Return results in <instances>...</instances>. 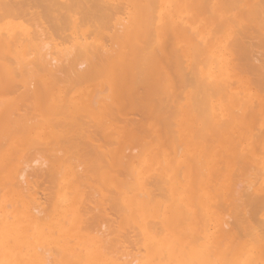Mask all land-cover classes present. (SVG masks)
Wrapping results in <instances>:
<instances>
[{
  "label": "bare ground",
  "instance_id": "1",
  "mask_svg": "<svg viewBox=\"0 0 264 264\" xmlns=\"http://www.w3.org/2000/svg\"><path fill=\"white\" fill-rule=\"evenodd\" d=\"M154 1L155 0H145L143 4H140L138 0H124L125 4H123V8L127 11L124 13L125 16L120 18L118 16L122 15L120 14L122 13L120 11L123 10L121 9L122 5L116 4V1L113 3L110 0H0L1 23L5 21L6 24H11L9 26L11 28L13 23L8 19H20L26 21L28 25L30 24L29 26L32 28V31L30 30L32 33L28 34L27 38H24L25 36L22 38V40L24 39V43H22L24 45H20V47L17 46V50L12 49L15 47L14 40L16 36L11 40L8 39V37H5L4 40H0V55L5 56L2 52H8L11 57H13V60L10 59V57H6L9 55L0 57V108L1 106H5V109L0 112L1 137L2 135L7 136L8 134L14 139H26L27 141L25 144L28 145H33L35 141L36 144L37 142L40 145L44 144V147L51 144L61 145L60 148L62 152L69 153V156L72 155V159L69 158V160L71 159L73 161L74 156V161H76V164H79V169H82V171L79 172L80 174L77 173L79 174L78 176L70 169L71 166L68 168L66 161H63L67 156H62V161L67 165L66 167L68 168L69 175H71V171L74 174L71 177L73 178V188L77 190L76 196L78 203H81V201L87 198V195L84 196L86 192V190L84 192L86 188L84 186L87 185L91 190L93 200L95 195H99L100 197L98 198L102 197L101 200L108 201L107 203L110 205L113 212L119 215V223L113 228L110 226L115 233L118 230L121 231V229H125L126 231L127 226L132 227L133 225H140V232L138 231L140 235L128 241L133 246L143 247L142 256L139 257L140 254H138V257H135L137 260L135 258L129 261L124 259L126 261L124 262L122 260L123 262L121 263L119 261L120 257H117V255L115 256L114 252H107L104 254L103 252L105 250L103 251L102 249L104 248L102 247L103 244L101 245L99 243L100 241L91 237L90 240L95 245L92 246L93 248L85 260H76L77 264H264V0H259V4L256 5L254 3L255 6H253L252 9L250 8V14L252 13L255 15L256 22L254 23L255 18L254 20L251 18L252 21L251 19L249 20L251 21V26L249 25L250 22H247L248 18L246 20L243 19V27L241 26V30L239 29L240 31L235 33L237 35L233 36V38L235 37L234 39L231 38L232 50H230L235 55L233 60L228 58L226 53L222 50L223 48H220L217 56H214L207 50H200L199 54H195L204 57L201 56L202 59L200 60L195 58L193 69L191 72L189 71V74L180 71L182 68L175 70V65L171 62V55L169 56V52L166 49L168 46L167 44H169L166 42L169 35L167 36L168 38L165 44L154 31L149 29V26L144 24L140 17V10L145 9L146 11L148 10V19H153L150 18L149 9L155 6V4H153ZM205 1L202 2L204 3ZM231 2L228 1V3ZM228 3H226V5ZM205 4H207V1ZM205 4H203L204 7L209 8V6H207L208 4L206 6ZM233 4H231V7L227 8L231 10ZM250 4L252 6L253 3ZM235 6L237 7V4ZM204 7L202 9H205ZM208 8H206L205 11ZM227 8L226 10H228ZM241 8L244 7L242 6ZM251 10L253 12H251ZM209 13L210 12H208V15ZM164 17L163 20L165 19ZM229 18L230 17H228V20ZM113 20H116L115 27L113 26L109 30V27L104 26H109L108 24H110L111 27ZM150 20L148 21L150 22ZM231 21H233L232 23L235 26L236 24H234V22L238 20H231L230 18L229 22ZM149 22L147 24H149ZM216 22L218 23V21ZM161 23L162 25H166L165 20ZM245 23H248V25L245 26ZM218 24H220V22ZM85 26H87L86 30L83 29ZM214 27L216 26L214 25ZM105 28L109 31L103 33L102 29ZM237 29L234 31H237ZM220 30L225 33V26ZM215 31L217 32L219 30L215 29ZM14 34L17 35L15 32ZM195 34L197 33L195 32ZM0 35L2 36V32ZM19 35L20 32L18 33V36ZM228 39H230V36ZM228 42L229 41L225 44L228 45ZM15 43L17 44L16 41ZM192 43L199 47L200 41L197 42L198 44L196 42ZM169 45L171 46V44ZM230 46L227 47L230 48ZM201 48L204 50L202 46ZM255 48H257V50ZM193 49L195 50L197 47ZM176 51L177 50H175V52ZM229 52L227 53L228 55ZM11 60L12 63L16 66L19 65V67L17 68L14 64L12 65ZM180 61H178V66H180ZM75 62L76 66L73 65ZM9 63H11L12 67ZM51 63L54 65H51ZM70 64H72V68ZM204 64H214L213 67L218 68L217 71H219V73H207V71L201 70L203 66H200ZM9 66L10 70L8 74L13 75L11 78L7 77L4 72V69ZM181 67H183L182 64ZM206 67L210 70L209 66ZM74 68H76V71ZM234 68L238 71L234 75H228L226 73V71ZM73 70L75 71V73L73 72L74 74L72 73ZM69 72L73 74L72 77ZM96 75L103 80L99 85L105 92V97L100 96L104 98L103 101H99L95 96H92L88 101L83 100L82 95H71V97H69L67 96L69 93L67 91L69 86L67 88L64 86L66 88L65 90H61L58 86L60 83L62 85V82L65 83V85L69 84L65 82L66 79L69 80L70 83L74 80L79 83L81 81H86V79L91 80ZM16 76H20L22 81L25 80L23 82L24 84L19 86L20 90L10 83ZM210 76H213L214 79L208 81ZM72 78H74V80L71 81ZM226 78H230V84H236V87L229 88V84L224 81ZM172 79H175L177 84L183 87L189 86L191 88L189 108L186 109V111L181 110L178 103L179 101L177 102L172 99L173 93L169 87ZM88 81L86 82L88 83ZM92 81L94 85L96 79ZM71 85L74 86L75 82ZM93 85L91 86L93 87ZM24 87L25 89L21 90V88ZM89 88L87 87V89ZM176 88L175 85V89ZM241 91L243 94L240 97L236 96ZM9 93H14L12 99L8 97ZM218 95L222 97V100H219V102H222L223 108L221 103H218L217 107V104L215 105L213 102V98ZM256 95H261L263 97L260 96L256 111H252V114H250V99ZM185 98L187 97L185 96ZM253 102L251 103L253 104L252 109L256 106H254ZM217 111H219V113L216 115ZM220 113L226 115L227 119H219ZM129 115L135 116L131 119ZM174 120L178 121L179 126L182 127L183 134L177 135L178 138L172 134L174 132H172V129L167 130ZM152 121L157 123L152 125ZM158 124L163 128L162 132H160ZM259 124L262 125L260 131H255L256 133H252V136L246 134L251 132L253 128L255 129ZM194 134H196V136L198 135L197 138ZM32 136L36 138H31ZM145 137L147 139L150 137L149 141H145L146 146H144L145 144L143 143L144 145H140L141 147L139 148L141 149V154L148 152L144 156V160L138 155L139 157L136 156L138 158L136 161L134 159L135 156L132 157L131 155L130 158L128 157L129 159L124 165L125 167H123L121 163L125 162L127 156L126 154L123 155L125 152L122 148L123 144L125 142L133 143ZM191 137H193V140L196 139L193 141ZM38 138L40 139L38 140ZM152 138L154 139L151 140ZM177 139L186 146L187 151L184 155L183 162L177 169V176H182L180 178L182 185L180 188L171 185L166 190H163L159 183L163 182L162 185H164L163 172H166L172 164H167L166 162H169V159L166 157L164 158L162 154H158L160 151L163 153L164 146L170 144L175 143L176 149L181 144L176 145L177 143L175 140ZM52 141H56L57 143H53ZM3 143L1 142V144ZM126 144L127 143H125V145ZM131 144L129 143L128 145L131 146ZM238 144H242V153L241 155L238 153L240 157L235 155L231 156V153L236 150ZM133 147L135 148V146ZM41 148L39 146V149ZM39 149H37V151H39L40 154H38L36 150L32 152H34V157L42 159L41 156L38 157L37 155L43 156L46 152L44 149ZM129 149L127 148L126 151H129ZM29 150L30 149L26 150L29 154L26 152L24 153L30 155L29 161L31 158L35 161L36 158L30 154L31 151L29 152ZM43 150L44 152L41 154ZM175 151L176 154L177 149ZM59 153L61 154V152ZM222 154L226 156L225 160L223 158L218 159ZM27 155L22 156L24 162L22 158V162H19L25 164L27 162L25 156ZM57 155L58 157L61 156L58 153ZM197 155L200 157L198 161L196 159ZM12 157L11 159H13ZM55 159L57 158L55 157ZM55 159L52 162L56 163ZM42 160L41 162L43 163L44 161ZM71 160L69 162H71ZM34 161H31L34 166L39 165V160H36L38 164ZM31 162L29 163L31 164ZM52 162H49V164H52ZM129 162H131V164ZM29 163H26L27 165L23 167L21 166L22 168L16 171L11 177L13 182L12 185L17 184L16 186L19 187V189L24 186L28 187L27 191L24 190L26 189L24 187L20 192L34 190L32 196L27 194L30 198L25 196L26 192L24 196L28 198V201L31 200L30 203L33 206L30 205L33 211L38 214L41 212L40 216L43 214L42 217H45L47 215L45 214L44 216V213H42L43 211H41L44 210L42 208L44 205H40L41 203L38 202V199L42 196H39L42 191L46 190L44 193L47 192V189L50 191L47 186L49 185L47 181L49 182L50 180V178H48L50 173L45 171V173L48 172V174L46 173L43 178L41 177L42 180L39 178V174L42 170H38L37 172V167L35 168L33 166L32 168ZM49 164L48 166L43 164V167L49 168V170L55 174L54 170L57 165H54V169V167ZM73 164L72 167L74 166ZM126 164L130 166L127 167ZM49 166H51V169ZM122 167L126 180H114V174L119 177L122 174ZM30 168L33 169V171H31L34 172L33 174L36 173V176L38 173L39 177L37 176L36 178L43 183L45 181L46 183L44 184H47L45 185L46 188L43 184L44 188L42 187V189L44 190L37 189L42 183L38 181V184L41 183L37 185L35 189L37 191L41 190L40 193L32 186L34 182V186H36L37 183L36 179H34L35 175L31 179L30 176L32 174L28 173L30 175H27L26 173V171H30ZM61 170H64V168ZM154 171H156L154 173L155 178L153 173L149 176H153L155 179L153 181L155 186L159 184L156 188L159 189L160 194L165 191L170 201V204H168L166 208L162 206L161 208H155L153 211V213L158 215L155 218L159 217L157 222L161 226V229L165 231V234L162 236L158 235L160 231H155L157 235L154 236L160 237L158 239L152 238L153 235L149 236L152 226L150 225V229L147 225L148 220L147 223H145L147 226H144L143 221L144 218L147 219L150 215L152 216L147 207L151 200L148 201V199H146L147 201L145 202L143 199L140 200L129 192L132 190H136V192L142 191V188L144 189V183H146L145 181L150 178L147 175ZM42 173L45 174L44 172ZM51 175L50 177H52ZM53 176L55 177L56 175ZM122 177L124 176L122 175L121 178ZM232 178L235 180L241 178L242 180L236 182H246L247 186L240 183V185L242 184L243 186L242 189L239 183L236 184L233 181V183L237 185V189L235 187L233 189ZM31 181L34 182L32 183ZM30 183H32V190L29 189ZM69 183H66L68 187H70ZM111 185H113V188L107 189V187ZM53 186L54 185H52V187ZM149 186L150 184L148 187ZM52 187L50 185L51 189H53ZM152 189H150V191L148 189V191L151 192ZM68 192H70V190ZM36 195H38L39 198ZM45 195L47 196L48 194ZM50 195H53V193ZM138 196H140V194ZM157 197H159V195ZM45 198L46 199L42 198L45 200H42V203L43 201L44 203L46 202L47 197ZM88 199L89 198L85 201L90 202L91 200L89 201ZM96 201H98V199ZM56 202H59L58 198L54 199L53 208L55 211H58L56 210V207L58 208ZM84 202L81 204L85 205ZM98 203L100 204V202ZM81 204L79 205L80 207L82 206ZM90 204L91 207L93 204L92 202H90ZM106 205L107 204H104L103 206L105 210L107 208L105 207ZM6 206H8V204ZM86 206L87 205H85L84 208ZM88 206L86 207L87 210ZM94 206L95 204L93 207ZM80 207L79 209H81ZM50 209L51 207L49 210ZM77 209L73 205L58 211L60 213L58 218L59 223L62 225L61 228L64 226L66 220L67 222L70 220L69 223L71 224L70 227L63 230V235L71 236L72 239L80 241L82 238L78 228L80 227L82 229V227L86 225L87 227L89 226L88 229L94 228L96 232L100 233V229H102L100 226L102 224L97 226V224L94 223L96 227H94V224L93 227H90L88 218L80 214L78 211L79 209ZM86 209L82 211L84 212ZM109 211L110 210H108V212ZM19 212L20 215H23V218L33 221L30 210L26 206H23ZM109 214L112 215V213ZM102 216L108 217L109 215L105 214ZM114 216L113 220H115ZM42 217L38 215V218L42 219ZM82 217H84L83 220ZM85 218L89 222L83 225V223H85ZM96 218L97 217H95V219ZM104 219L102 220L103 223ZM93 220L94 218L92 221ZM97 220L101 221V219ZM110 220H112V216ZM40 221L43 220L39 219V222ZM152 221L156 222V220ZM106 224L104 223V228ZM177 225H184V229H188L186 231H189V234H184ZM227 226L228 228H226ZM98 227H100V229ZM37 228L35 227V229ZM135 228L136 227H134V229ZM106 229H104V231ZM109 229L107 230V234L113 231L112 229L109 231ZM38 230L39 229H37V231ZM82 231H85L84 228ZM128 232H130V230ZM132 234L135 233L132 232ZM11 235L18 236V232L16 233L15 228L12 226V221L0 226V251L4 254L8 253L6 248L8 237ZM102 235H104V233ZM201 236L204 241L201 247L197 249L196 247L200 246L197 245L198 241L200 239L202 241ZM100 237L98 238L100 239ZM125 237L126 236H124V238ZM63 238L65 239V237ZM119 240H116V243ZM47 241L49 243L47 247L50 248L41 247V245L38 247L36 245L37 250L39 248V251L41 250L42 253L43 250L45 251L44 254H34L25 264H44L48 262H43L42 259L43 256H47L50 249L53 251V255L78 256V251L74 246L59 245L57 244L59 243L57 239L51 236H48ZM123 241L125 242L126 239ZM114 242L115 241H113V244ZM101 243H103V241ZM44 244L43 242L42 245ZM114 246L116 247V244ZM100 247L103 252H101ZM108 247L109 249L113 248V246ZM135 248L138 250L137 247ZM123 250L125 251L124 248ZM46 251L48 252L46 253ZM129 252H126V254H130ZM50 253L51 252H49L47 256H50L49 258H51ZM133 253L132 255H134ZM135 253L137 254L136 250ZM123 255L124 254H122V256ZM118 256H120L119 253ZM47 257L45 260H49ZM124 257L126 258V255ZM53 258L54 256L51 261ZM57 261L56 259L55 264ZM14 263L21 264L22 262L13 261V264Z\"/></svg>",
  "mask_w": 264,
  "mask_h": 264
},
{
  "label": "rangeland",
  "instance_id": "2",
  "mask_svg": "<svg viewBox=\"0 0 264 264\" xmlns=\"http://www.w3.org/2000/svg\"><path fill=\"white\" fill-rule=\"evenodd\" d=\"M111 2H115L116 4H119V5H122V8L121 9H123V10H121L120 12H122V13H120V14H122V15H119L118 17H124L125 16V14L124 13H126V9H124L123 8V4H125L124 3V0H110ZM139 2H140V4H143L144 2H145V0H138ZM164 1V2H163ZM202 1H205V0H155L154 2H153V4H155V6H153L152 8H150L149 9V15H151L150 16V18L152 19V20H150V19H148V10L146 11L145 9L143 10V9H141L140 10V17H141V19H142V21L144 22V24L146 25V26H149V29L150 30H152V31H154V33L155 34H157L158 35V37H160L164 42L167 40V38H168V40L166 41L167 43H169V44H171V46L169 45V44H167L166 46V49H167V51L169 52V56L171 57V62H172V64L173 65H175V70L176 69H180V68H182V69H180V71H182L183 73H185V72H187V74H189V71L191 72L192 71V69H193V66H194V61H195V58H198V60H200V59H202V57H204V56H198V55H196L195 53H197V54H199V51L201 50V51H205V50H207L208 52H210V53H212L214 56L216 55L217 56V54H218V52H219V50H220V48L224 51V53H226V55L228 56V58H230V59H234L235 58V55L233 54V52L231 51L232 49V43L230 42V41H232V39H234L233 38V36H236L237 34H235V33H237V32H239L241 29V26L243 25V23L242 22H244V20H246L247 18V22H250L249 23V25H251V21H252V19L251 18H253V20H254V18H255V15L254 14H250V8L252 9L253 8V6H255V4L257 5V4H259L260 3V1L259 0H206L207 1V4H205V2L203 3ZM218 1V2H217ZM225 1V2H224ZM228 1L229 2H231V3H228ZM258 1H259V3H258ZM193 2V3H192ZM200 2H201V4H200ZM237 4V7L235 6L236 4ZM239 2V3H238ZM245 2V3H244ZM151 3V2H150ZM179 3V4H178ZM226 3H228L227 5H226ZM235 5H234V4ZM248 3V4H247ZM250 3H253L252 4V6H251V4ZM255 3V4H254ZM203 4H205V6L207 5V6H209V8L208 7H206V8H208L206 11H205V7H204V5ZM231 4H233L232 5V9L231 10H229L227 7H231ZM240 5V6H239ZM218 6H219V8H218ZM244 7V8H241V7ZM205 8V9H202V8ZM245 7H247V8H245ZM156 8V9H155ZM161 8V9H160ZM226 8L228 9V10H226ZM239 8V9H238ZM241 8V9H240ZM155 9V10H154ZM196 9V10H195ZM185 10H187V11H185ZM246 10V11H245ZM203 11V12H202ZM218 11V12H217ZM245 11V12H244ZM156 12V13H155ZM204 12H205V14H204ZM208 12H210L209 13V15H208ZM251 12H253L252 10H251ZM181 13V14H180ZM222 13V14H221ZM200 14V15H199ZM232 14V15H231ZM154 15V16H153ZM158 15V16H157ZM208 15V16H207ZM226 15V16H225ZM238 15V16H237ZM244 15V16H243ZM148 16V17H147ZM164 16H166V17H164ZM171 16V17H170ZM222 16V17H221ZM234 16V17H233ZM235 16H236V18H235ZM240 16V17H239ZM163 17L165 18L164 20H165V22H166V25H162V21H164L163 20ZM170 17V18H169ZM180 17V18H179ZM213 17H214V19H213ZM221 17V18H220ZM223 17H227V18H223ZM228 17H230L231 18V20H238L237 22H234V24H236L235 26L233 25V21H231V22H229V20H230V18H229V20H228ZM245 17V18H244ZM250 17V18H249ZM202 18V19H201ZM218 18H220V19H218ZM232 18H234V19H232ZM187 19V20H186ZM217 19V20H216ZM226 19V20H225ZM244 19V20H243ZM251 19V21H249ZM9 21H11L12 23H13V26H11V28L9 27L10 25L9 24H6V22L5 21H2V23L0 22V33L2 32V36L0 35V40H4L5 39V37H8V39H13L15 36V40H14V45H15V47L14 48H12V49H14V50H17V46L18 47H20V45L22 46V45H24V44H22V43H24V39L22 40V38H23V36H25L24 38H27V36H28V34H30V33H32L31 31H32V28H31V26H29L28 25V23L26 22V21H22V20H20V19H8ZM117 20V19H116ZM116 20H113V23L111 24V27H110V24H108L109 26H106V25H104L105 27H109L108 29L110 30L113 26L115 27V23H116ZM148 20H150V22L148 21ZM192 20V21H191ZM222 22H221V21ZM224 20H225V22H224ZM228 20V21H227ZM16 21V22H15ZM22 21V22H21ZM216 21H218V23L220 22V24H218ZM27 23V26H26V23ZM149 22V24H147ZM240 22H241V24H240ZM256 22V18H255V20H254V23ZM24 23V24H23ZM152 23V24H151ZM218 24V28H217V24ZM221 23H222V25H221ZM151 24V25H150ZM208 24V25H207ZM212 24V25H211ZM214 25L216 26V27H214ZM221 25V26H220ZM248 25V23H245V26H247ZM7 26V27H6ZM152 26V27H151ZM205 26V27H204ZM210 26V27H209ZM220 26V27H219ZM225 26V28H226V32L224 33V32H222L220 29L221 28H223ZM252 26V25H251ZM243 27V26H242ZM10 28V29H9ZM214 28V29H213ZM238 28V29H237ZM84 30H86L87 29V26H85L84 28H83ZM108 29H102V32L103 33H105V32H108L109 30ZM212 29V30H211ZM215 29L216 30H219V31H215ZM237 29V31H234V30H236ZM240 29V30H239ZM8 30V31H7ZM25 30V31H24ZM31 30V31H30ZM207 30V31H206ZM229 30V31H228ZM20 32V35L18 36V33ZM205 31V32H204ZM209 31V32H208ZM14 32L17 34V35H15L14 34ZM29 32V33H28ZM167 32H168V34H167ZM195 32L197 33V34H195ZM201 32V33H200ZM212 32V33H211ZM4 33V34H3ZM190 33H192V34H190ZM219 33V34H218ZM221 33V34H220ZM229 33V34H228ZM25 34V35H24ZM27 34V35H26ZM206 34V35H205ZM208 34H210V35H208ZM212 34H213V36H212ZM232 34H235V35H232ZM14 35V36H13ZM169 35V36H168ZM195 35V36H194ZM208 35V36H207ZM220 35V36H219ZM21 36V37H20ZM168 36V37H167ZM186 36V37H185ZM225 36H226V38H225ZM229 36H230V39H228L229 38ZM18 37V38H17ZM20 37V38H19ZM204 39H203V38ZM212 37V38H211ZM201 38V39H200ZM206 38V39H205ZM18 39H19V41H18ZM228 39V40H227ZM222 40V41H221ZM15 41L17 42V44L15 43ZM200 41V43H199V47L198 46H195V44L194 43H192V42H199ZM218 41V42H217ZM227 41H229L228 42V45L227 44H225V43H227ZM166 42H165V44H166ZM210 44H209V43ZM193 44V45H192ZM198 44V43H197ZM196 44V45H197ZM225 44V45H224ZM204 48V50H202V48H201V46ZM204 45V46H203ZM220 45V46H219ZM231 45V46H230ZM227 46H230V48L229 47H227ZM196 48L197 47V49H193V48ZM216 47V48H215ZM227 47V48H226ZM191 48V49H190ZM260 48H263V47H260ZM259 48V49H260ZM193 49V51L191 52V50ZM217 49V50H216ZM225 49V50H224ZM228 51H227V50ZM231 49V50H230ZM256 50H257V48H255ZM258 49V50H259ZM264 49V48H263ZM175 50H177L176 52H175ZM190 51V52H189ZM194 51H196V52H194ZM217 51V52H216ZM231 53H230V52ZM259 51H261V50H259ZM258 51V52H259ZM264 51V50H263ZM262 51V52H263ZM174 52V53H173ZM229 52V55L227 54ZM257 52V51H256ZM262 52H260V53H262ZM5 56L6 55H9V56H6V57H10V59H12L13 60V57H11V55L8 53V52H2ZM191 53H192V55H191ZM173 54V55H172ZM180 57H178L177 55ZM193 54H195V55H193ZM259 54V53H258ZM181 55V56H180ZM260 55V54H259ZM5 56H2V55H0V57H5ZM197 56V57H196ZM231 56V57H230ZM261 56V55H260ZM263 56H264V52H263ZM178 57V58H177ZM193 57V58H192ZM9 59V60H10ZM73 60H75L74 58H72ZM71 59V60H72ZM193 59V60H192ZM12 60H11V63H12ZM183 62H181V61ZM178 61H180L179 62V65L180 66H178ZM6 62V61H5ZM69 62V61H68ZM67 62V63H68ZM192 63V65H191V63ZM11 63H9L10 64V66L12 67V65L14 64V63H12V65H11ZM67 63H66V65H67ZM181 64H182V66L183 67H181ZM190 64V65H189ZM51 65H54L53 63H51ZM56 65H58V64H56ZM72 64H70V66H71ZM73 65H75L76 66V62L73 64ZM10 66L9 67H7V68H5L4 69V72L6 73V75H7V77H9V78H11V77H13V75H9L8 74V71L10 70ZM14 66L15 67H19V65L18 66H16L15 64H14ZM74 66V67H75ZM203 66V67H202ZM206 66H209L210 67V70H208V67H206ZM214 66V64H209V65H201L200 67H202L201 68V70H204V71H207V73L208 72H212V73H214V74H218L219 73V71H217V69L218 68H214L213 67ZM55 67H57V66H55ZM67 67H69V66H67ZM191 67V68H190ZM205 67V68H204ZM14 68V67H13ZM71 68H72V66H71ZM64 69H65V67H64ZM63 69V70H64ZM76 68H74V70H75ZM72 71V73L74 72L75 73V71ZM234 70V71H233ZM64 71H66V70H64ZM174 71V70H173ZM78 72V71H77ZM238 71L234 68V69H231V70H229V71H226V73L228 74V75H234L235 73H237ZM66 73V72H65ZM70 73V75H71V77L73 76V74H71V72H69ZM63 74V73H62ZM186 74V73H185ZM19 75V74H18ZM15 76V75H14ZM63 76V75H62ZM69 76V75H68ZM19 77V78H18ZM99 76L98 75H96V76H94L93 77V79H86V81H88V83L86 82V81H81V82H76L75 80H74V78H72L71 79V81L72 80H74L73 82H69V80H65V82L66 83H69V84H66L65 85V83H63L62 82V85H61V83L60 84H58V86L60 87V89L61 90H65L68 86V95L67 96H69V97H71V95H82L83 97H82V99L83 100H86V101H88L89 99H91L92 98V96H95V98L96 99H98L99 101H103V99L104 98H101L102 96L103 97H105V92L103 91V88L101 87V86H99L100 84H101V82L103 81L102 80V78H98ZM22 78L20 77V76H16V78L13 80V81H10V83H12L14 86H16L17 88H19V90H20V87L19 86H21L22 84H24L23 82L25 81H22L21 80ZM68 79H70V78H68ZM95 79H96V81H95ZM214 79V77L213 76H210L209 77V79H208V81H211V80H213ZM92 80H94L95 81V84L93 85V81ZM68 81V82H67ZM92 83H91V82ZM225 82H227L228 84H229V88L230 87H232V88H234V87H236V84H230V82H231V79L230 78H226L225 80H224ZM27 82V81H26ZM75 82V85L73 86V85H71L72 83H74ZM16 85H15V84ZM21 83V84H20ZM78 83V84H77ZM18 84V85H17ZM81 84V85H80ZM98 84V85H97ZM71 85V86H70ZM91 85H93V87L91 86ZM175 85H176V89H175ZM66 88H65V87ZM77 86H79V87H77ZM91 86V87H90ZM180 88H179V87ZM182 85H180V84H177V82H176V80L174 79H172L171 80V82H170V85H169V87H170V89H171V91H172V93H173V100H175V101H179L178 103H179V105H180V107H181V110L182 111H186V109H188L189 107H188V105H189V101H190V94H191V88L189 87V86H186V87H181ZM87 87L89 88V89H87ZM94 87H95V89H97V90H95L94 89ZM23 89H25V87L24 88H21V90H23ZM94 89V90H93ZM184 89V90H183ZM92 90H93V92H92ZM180 90H181V92H180ZM183 90V91H182ZM243 90V89H242ZM86 91V92H85ZM175 91V92H174ZM92 93V94H91ZM175 93V94H174ZM180 93V94H179ZM13 94V95H12ZM91 94V95H90ZM102 94V95H101ZM189 94V95H188ZM243 94V92L241 91L238 95H236V96H241ZM89 95H90V97H89ZM176 95V96H175ZM13 96H14V93H9V96L8 97H10V99H12L13 98ZM101 96V97H100ZM181 96V97H180ZM183 96V97H182ZM185 96L187 97V98H185ZM221 95H218V96H216V97H214L213 98V102H214V104L216 105L217 104V107H218V103H221V105H222V102L220 101L219 102V100H222V97H220ZM260 96L261 95H256V96H254V97H252V99H250V106H251V108H250V114H252V111H256V108H257V106H258V102H259V98H260ZM261 97H263V96H261ZM181 98V99H180ZM254 101V102H253ZM254 103V109H252V105L253 104H251V103ZM260 103H262V102H260ZM101 105V104H100ZM182 105H183V107H182ZM222 108H223V105H222ZM5 109V106H1V108H0V112L1 111H3ZM228 112V111H227ZM98 113V112H97ZM217 113H219V111H217L216 112V115H217ZM215 114V113H214ZM130 116V118L132 119L134 116L133 115H129ZM132 116V117H131ZM180 118H182V117H180ZM189 118V117H188ZM219 119H222V120H226L227 119V116L226 115H224V114H219V117H218ZM263 118H264V115H263ZM177 120V119H176ZM176 120H174L170 125H169V127H170V129H169V127H168V129L167 130H171L172 129V134H174L176 137H177V135H180V134H183V132H182V127H180L179 126V123H178V121H176ZM264 120V119H263ZM8 122V121H7ZM157 123V122H156ZM155 123V121H152V125H155L156 124ZM174 126H173V125ZM159 125V124H158ZM173 126V127H172ZM172 127V128H171ZM256 128H257V130H256ZM148 129H149V127H148ZM159 129H160V132H162V130H163V128H161L160 127V125H159ZM259 129V130H258ZM260 129H262V125H257L256 127H255V129L253 128L252 129V131L251 132H248V133H246L247 135H251L252 136V133H256L257 131H260ZM35 130V129H34ZM150 130V129H149ZM176 130H178V131H176ZM176 131V132H175ZM256 131V132H255ZM34 132V131H33ZM150 132V131H149ZM251 133V134H250ZM148 134H150V133H148ZM147 134V135H148ZM237 134V133H236ZM35 135V134H34ZM195 135V137L197 138V136H196V134H194ZM193 135V136H194ZM149 136V135H148ZM148 136H147V138H148ZM5 138V139H3V138ZM2 137H1V134H0V226H2V225H4L5 223H7V222H11L12 221V226L15 228V232L17 233L18 232V236H14V235H11V236H9L8 237V242H7V251H8V253L7 254H4V253H2L1 251H0V264H13V261H19V262H22L21 264H25L26 263V261L28 260V259H30V257H32L34 254H41L42 252H41V250L39 251V248H38V250L36 249V247L38 246V247H40V245H41V247L43 246V247H47V245L49 246V243H48V236L50 237H53V238H55V239H57V242H59V243H57V244H59V245H61V244H63V245H69V246H74L75 248H76V250L78 251V256L77 257H75V256H71V255H57L58 256V258H57V256L56 255H53L54 253H53V251H51V249L49 250V252H51L50 253V255H51V258H49V257H47L48 256V254H49V252L48 251H46V253L48 252V254H47V259L49 258V260H50V262H49V260H45L46 259V257H44L43 255V259H42V261L43 262H45V261H48V262H46V263H44V264H51V263H54L55 264V261H56V259L58 260L57 262H58V264H77V262H76V260L77 261H79V260H85L86 259V257H87V255L91 252V250H92V246H94L95 244L90 240L91 239V237H94V239H96V240H98V241H100L99 243L102 245V247H104V248H106V249H104V248H102L103 249V251L101 250V247H100V250H101V252H103L104 254L105 253H107V252H114L115 253V256L117 255V257H120V259H119V261L122 263L123 261L125 262L126 260L127 261H129V260H131V259H133V258H135V257H138V254H140L139 255V257H141L142 256V254H143V247H139V246H133L131 243H129L128 241H131L130 239H132V238H135V237H138L139 235H140V225L139 224H137V225H133L134 227H136L135 229H134V227L132 226V227H128L127 226V228H126V226H125V228L127 229L126 231H125V229L123 230V229H121V231L123 232V233H125V234H123L120 230H118L116 233H115V231L112 229L117 223H119V221H120V217H118L119 215H117V214H115L114 212H113V210L111 209V207H110V205L107 203L108 201H106V200H101V198H98V197H100L99 195H95L94 196V200H93V195L91 194V190H90V188H89V186H84V187H86L85 189H84V192H85V190H86V192H85V194H84V196L85 195H87L86 197L87 198H89L88 200L90 201V202H92V204L94 205L95 204V206L93 207V205L90 207V202H88V201H85L87 198H85V202L84 201H81V203L82 202H84L85 203V205H89L88 206V210H89V212H88V210L86 209V207L84 208V206L85 205H82L80 202L78 203V201H77V190H75L74 188H73V178L71 177L72 175H74L73 173H72V171H74L76 174L77 173H79V172H81L82 171V169L80 170L79 169V164L77 163L76 164V161H74V156H73V161L71 160L72 159V155H68L67 153H65L64 151L62 152V150H61V148H60V146L61 145H57V144H51V145H48V146H43L44 144H42V145H40L38 142H37V144L35 143H33V145H28V144H25V142L27 141L26 139H22V140H20V139H14V138H11V136L10 135H8L7 134V136H3L2 135ZM8 137V138H7ZM31 138H36L35 136H32ZM146 137L145 138H140V139H138L139 141H134L133 143L132 142H129L130 144L132 143L133 144V146H135V148L132 146V144H131V146L130 145H128L129 143L128 142H125V143H127L126 145H125V143L123 144V146H122V148L125 150V152H127V153H125L124 151V153H123V155H127L126 156V159H125V162H122L121 163V165L123 164V167H125L124 165H125V163H126V161H128V159L131 157V155H132V157L133 156H135L134 157V159L137 161V157H139L138 155H140V157H142L141 159L142 160H144V156L148 153H144V154H141V149H139L141 146L140 145H144V146H146V142L145 141H149V139H150V137H149V139H147ZM178 138V137H177ZM195 138V139H196ZM1 139H3V140H1ZM7 139V140H6ZM40 138H38V140H39ZM154 138H152L151 140H153ZM191 139L193 140V137H191ZM194 139V140H195ZM142 140V141H141ZM150 140V141H151ZM193 140V141H194ZM3 141H4V143H3ZM6 141V142H5ZM176 141V145H179L180 143H181V141L180 140H175ZM1 142L3 143V144H1ZM53 143H57L56 141H52ZM135 142H137V143H135ZM144 143V144H143ZM135 144V145H134ZM137 144V145H136ZM27 145V146H26ZM53 145V146H52ZM15 146V147H14ZM26 146V147H25ZM39 146H40V148L41 149H39ZM57 146V147H56ZM22 147V148H21ZM24 147V148H23ZM28 147V148H27ZM37 147V148H36ZM53 147H54V149H53ZM56 147V148H55ZM125 147V148H124ZM134 149H133V148ZM238 147V148H237ZM236 147V150L233 152V153H231V156H233V155H235V156H237V157H240V155H241V153H242V144H238V146ZM18 148H21V149H18ZM31 148H35V149H31ZM129 149V151H126V149ZM131 148H132V150H131ZM137 148V149H136ZM27 149H30L29 150V152H30V154H32V156L34 157V150H36L37 151V149H39V150H42V149H44L45 150V152L46 153H44L43 154V152H44V150L43 151H41V154H43V156L42 155H37L38 157H40L41 156V158L43 159H37L36 157H34V158H36L35 159V161L34 160H32L33 158H31V160L29 161V157H30V155H27V154H29L28 153V151H26ZM47 149V150H46ZM48 149H50V150H48ZM53 151H52V150ZM122 149V150H123ZM177 149V153L175 154V150ZM175 149V143L174 144H170V145H167V146H164V149H163V153H161V151H160V153L158 154V155H163L164 156V158L166 157V158H168L169 159V162H166L167 164L169 163V164H172V165H170L169 166V168L166 170V172L164 171L163 172V177H164V181H165V183H164V185H162L163 184V182H161V183H159V184H161L160 186H162V189L163 190H166L168 187H170L171 185L172 186H176V187H178V188H180L181 187V185H182V182H181V177L182 176H177V169H178V167H179V165L183 162V158H184V155H185V153L187 152L186 151V146L183 144V143H181L177 148ZM179 149V150H178ZM59 150V151H58ZM134 150V151H133ZM238 150V151H237ZM32 151H34V152H32ZM130 151H131V153H130ZM237 151V152H236ZM24 152H26V153H24ZM59 152H61V154L59 153ZM134 152V153H133ZM139 152H140V154H139ZM37 153L38 154H40L39 153V151H37ZM47 153H49V154H47ZM55 153V154H54ZM57 153L59 154V155H61V156H59L58 157V155H57ZM235 153V154H234ZM237 153V154H236ZM238 153H240V155L238 154ZM36 154V153H35ZM47 154V155H46ZM63 154H65V155H63ZM135 154V155H134ZM14 155V156H13ZM23 155H27L28 156V158H27V156H25V159L27 160V162L26 163H29V162H31V161H34V162H36L37 163V161L39 160L40 162H39V165H35L34 166V164L31 162V164H30V167H32L33 168V166L37 169V172H38V170H42L41 171V175L43 174L42 172H44L45 173V171H48L49 173H50V175L52 176V177H50V175H49V177L48 178H50V180H49V182L47 181V183L49 184V185H47V184H44V183H46L45 181H44V183L41 181V180H39L38 178H36L37 176H38V173H37V176L35 175V174H33L34 172H32L33 171V169L32 168H30V171L28 170V172L26 171V173H27V175H30V174H32L31 176H30V178L32 179V177H34V175H35V177H34V179H36V186H34V184H35V182H34V184H32V183H30V186H31V184H32V186L34 187V189H35V187H37V185H40V183H41V187L39 188V187H37V189H42V187H43V184H44V187H45V185H47L48 186V188L50 189V191L47 189V192H45L44 193V191H46V190H44V189H42V190H44V191H42L43 192V194H42V192L40 193V191L41 190H36L38 193H40V195L39 196H41L40 198H39V196L38 195H36V196H38V202L39 203H41L40 205H44V207H42L44 210H41V211H43L42 213H44V216H45V214L47 215V216H45V217H42L43 216V214L40 216V214H41V212L38 214V213H35L34 211H33V209L31 208V203H30V201H28V198L27 197H29V196H32L33 194V191L34 190H32L33 189V187L31 186H29V189L30 190H32V191H28V192H26L27 191V188L28 187H26V186H24L26 189H24V187H20V189H19V187H17L16 185H12V180H11V177L16 173V171H18L20 168H22L23 166H25V165H27L26 163L25 164H23V163H21L22 161H21V158L23 159V162H24V158L22 157ZM121 155H122V153H121ZM176 155V156H175ZM13 156V157H12ZM31 156V157H32ZM48 156H50V157H48ZM54 156V157H53ZM62 156H67V157H65L64 159L62 158ZM69 156V157H68ZM137 156V157H136ZM11 157L13 158V159H11ZM48 157V158H47ZM55 157L58 159H55ZM129 157V158H128ZM197 158V161H198V159H200V157L197 155L196 156ZM47 158V159H46ZM53 158V159H52ZM69 158H71L70 160H71V162H69L70 160H69ZM195 158V157H194ZM221 158H223L224 160H225V158H226V156L224 155V154H222V156H219L218 157V159H221ZM20 159V160H19ZM50 159H52V160H49ZM56 160V163L55 162H52L53 160ZM62 159H63V161L65 162L66 161V163H67V165H66V163H64L63 161H62ZM37 160V161H36ZM41 160L42 161H44L43 163L41 162ZM60 160V161H59ZM120 160H121V158H120ZM7 161H9V162H7ZM19 161H21V162H19ZM29 161V162H28ZM49 162L51 163L52 162V164H49ZM60 162V163H59ZM42 163V164H41ZM59 163V164H58ZM62 163V164H61ZM70 163V164H69ZM73 163H75V164H73ZM130 164H131V162H129ZM38 164V163H37ZM43 164H45V166L47 165L48 166V164L49 165H51L52 167H54V165L56 166V169H55V167H54V169L56 170V172H55V170H54V173L55 174H53V172L51 171V170H49V168H45V166L43 167ZM72 164L74 165L73 167H72ZM157 164V163H156ZM156 164H155V166H156ZM40 165H42V166H40ZM61 165H62V167H61ZM77 165V166H76ZM22 166V167H21ZM38 166H40V167H38ZM51 166H49L50 167V169H51ZM69 168L70 166V169L72 170L71 171V175H69V173H68V168ZM126 166L127 167H129L130 165H127L126 164ZM43 167V168H42ZM61 169H63L64 168V170H61ZM77 167V168H76ZM123 167L121 168V175H120V177L117 175L116 176V174H114V176H113V179L114 180H119V181H122V180H126L125 179V175L123 174L124 172H123ZM232 167V166H231ZM75 168V169H74ZM32 170V171H31ZM35 170V169H34ZM59 170H61V171H59ZM11 171V172H10ZM52 173H51V172ZM64 171V172H63ZM32 172V173H31ZM35 172H36V170H35ZM48 172H46L47 174H48ZM63 172V173H62ZM156 171H154V172H150L147 176H149V175H152L151 173H155ZM28 173H30V174H28ZM46 173L45 174H43L42 176L39 174V178H43V176L44 175H46ZM249 173H251V172H249ZM58 174V175H57ZM80 174V173H79ZM79 174H77L78 176H79ZM157 174V173H156ZM53 175H56L55 177L53 176ZM70 177H69V176ZM124 176V177H122L121 178V176ZM48 176V175H47ZM61 176V177H60ZM69 178H68V177ZM154 176V178H155V174L153 175ZM153 176H149L150 178L149 179H147V181L148 180H150V181H145L146 183H144V189L142 188V191H137L136 192V190H132V191H129L130 193H132L133 195H135V197L137 198L138 197V199H140V200H144L145 202L147 201L146 199H148V201H154V202H151L150 201V203H148V205H147V207H148V211H149V213H151L152 214V216L150 215L147 219H143V221H144V226H149V228L151 229V227H150V225L152 226V230H150V233H149V236H152V238L154 237L155 239H158V238H160V237H158V236H154V235H157V232H155V231H160L159 233H158V235L159 236H162V235H164L165 234V231L164 230H162L161 229V226L159 225V223L157 222L158 221V219H159V217L158 218H155L156 216H158L157 214H155V213H153V211H154V209L155 208H161L162 206L164 207V208H166L167 206H168V204H170V201H169V198L167 197V195H166V193H165V191H163L161 194H160V191H159V189H157L156 187L157 186H159V184L158 185H154V178H153ZM236 176V175H235ZM53 177H54V179H53ZM59 177V178H58ZM64 177V178H63ZM27 178H28V176H27ZM30 178H29V180H30ZM41 178V179H42ZM44 178H46V177H44ZM47 178V179H48ZM58 178V179H57ZM171 178H173V179H171ZM235 178V177H234ZM33 179V180H34ZM54 180V181H52V180ZM57 179V180H56ZM68 179V180H67ZM151 179H152V181H151ZM171 179V180H170ZM237 179V178H236ZM43 180V179H42ZM63 182H62V181ZM72 180V181H71ZM177 180V181H176ZM238 180H242L241 178H239ZM238 180H235V179H233L232 178V188L234 189V187L237 189V185H235L234 183H236V184H238L239 183V185H240V183H243V185L244 186H247L246 185V182H243V181H239V182H236V181H238ZM38 181H41L39 184H38ZM59 183H58V182ZM233 181H234V183H233ZM30 182V181H29ZM52 182V183H51ZM60 182H61V184H60ZM69 182H71V183H69ZM171 182V183H170ZM176 182V183H175ZM54 183V184H53ZM56 183H58V184H56ZM66 183H69L70 184V187H68L67 186V184ZM148 183V184H147ZM151 183H153V184H151ZM167 183H169V184H167ZM29 184V183H28ZM145 184H146V186H145ZM150 184V186H151V188H150V186L148 187V185ZM50 185H51V187H52V185H54L52 188L53 189H51L50 188ZM57 185V186H56ZM62 185H63V187H62ZM84 185V184H83ZM153 185V186H152ZM257 185V184H256ZM4 186V187H3ZM241 186V188L243 189V186H242V184L240 185ZM240 186H239V188H240ZM43 187V188H44ZM56 187V188H55ZM148 187V188H147ZM32 188V189H31ZM46 188V187H45ZM89 188V189H88ZM109 188H113V185H111V186H109V187H107V189H109ZM153 188V189H152ZM238 188V189H239ZM22 189H24V190H26V191H24V192H20V190H22ZM28 189V190H29ZM64 189H67V190H64ZM148 189H149V191H150V189H152L151 190V192H149L148 191ZM51 190H53V191H51ZM70 190V192H68ZM74 190V191H73ZM90 190V191H89ZM48 191H49V193H48ZM61 191V192H60ZM88 191V192H87ZM153 191V192H152ZM155 191V192H154ZM239 191H240V189H239ZM26 192V194H25V196H27V194L29 195V196H27V197H25L24 196V193ZM50 192H52L53 193V195H50V194H52V193H50ZM73 192V193H72ZM159 192V193H158ZM55 193V194H54ZM89 193H90V195H91V199H90V195H89ZM137 193H138V195L140 194V196H138L137 195ZM142 193V194H141ZM149 193H151V194H149ZM157 193V194H156ZM45 194H48L47 196L45 195ZM59 194V195H58ZM163 194V195H162ZM67 195V196H66ZM70 195V196H69ZM89 195V196H88ZM150 195V196H149ZM159 195V197H157ZM262 195V194H261ZM49 196V197H48ZM65 196V197H64ZM97 196V197H96ZM154 196V197H153ZM45 197H47V200H46V202L47 201H49V202H45L44 203V199H46ZM61 197V198H60ZM140 197V198H139ZM149 197H150V199H149ZM152 197V198H151ZM156 197V198H155ZM163 197V198H162ZM30 198V197H29ZM42 198H44V199H42ZM49 198V199H48ZM56 198H58L59 199V202H56V205L58 206V208L56 207V210H58V211H60L62 208H65V207H67L68 208V206L69 207H71V206H73L74 205V207L77 209H79V205L81 204L82 206L80 207L81 209H77L78 211H79V213L80 214H82L83 216L85 215V217L86 218H88V220L90 221V227H93V224L95 223V224H97V226H100L101 224V226L100 227H102V229H100V227H98L99 229H100V231L102 232V234L104 233V235H102L101 234V232L99 233V232H96V229L94 230V228L92 229H88V227H87V222H89V221H87L86 220V218H85V223H83V225H86V226H83L82 227V229L80 228H78V230H79V233H80V235H81V240L80 241H77V239L75 240V239H72V237L71 236H67V235H63V230L64 229H66V228H68V227H70V223H69V221L70 220H68V222H67V220L65 221V224H64V226L61 228V224L59 223V212L58 211H55V209H53L54 208V199H56ZM157 198H160V199H157ZM41 199V200H40ZM61 199H63V200H61ZM98 199V201H96ZM42 200H44L43 201V203H42ZM52 200V201H51ZM162 200H164V201H162ZM168 200V201H167ZM62 201V202H61ZM103 201V202H102ZM33 202V201H32ZM98 202H100V204L98 203ZM164 202V203H163ZM78 203V204H77ZM87 203V204H86ZM89 203V204H88ZM156 203V204H155ZM161 203V204H160ZM8 204V206H6ZM31 204V205H30ZM104 204H107L105 207H107L106 208V210H105V208H103V206H104ZM60 205V206H59ZM98 205H100V206H98ZM23 206H26L29 210H30V213H31V215H32V220L33 221H30V220H27L26 218H23V215H20V212H19V210L20 209H22V207ZM33 206V205H32ZM45 206H46V208H45ZM97 206V207H96ZM30 207V208H29ZM51 207V209L49 210V208ZM90 207V208H89ZM94 209H93V208ZM108 207H109V209H108ZM97 208V209H96ZM99 208V209H98ZM85 210L86 209V211H82V210ZM93 209V210H92ZM103 209V210H102ZM53 210V211H52ZM81 210V211H80ZM96 210V211H95ZM98 210V211H97ZM108 210H110L109 212H108ZM111 210H112V212H111ZM51 211V212H50ZM93 211V212H92ZM100 211V212H99ZM102 211V212H101ZM86 212V213H85ZM105 212V213H104ZM107 212V213H106ZM34 213H35V215H34ZM88 213H90V214H88ZM109 213H112V215L111 214H109ZM39 215V217H42V219L41 218H38V215ZM49 214V215H48ZM87 214V215H86ZM98 216H97V215ZM109 215L108 217L107 216H102V215ZM94 215V216H93ZM101 215V216H100ZM115 215V216H114ZM111 216H112V220H110V218H111ZM113 216H114V219L115 220H113ZM48 217V218H47ZM89 217H93L94 218V220H95V222H94V220L92 221V219L93 218H89ZM95 217H97L96 219H95ZM101 217V218H100ZM104 217H105V219H104ZM36 218V219H35ZM45 218V219H44ZM83 218L84 217H82V220H83ZM108 218V219H107ZM39 219L40 220H43V221H40L39 222ZM97 219H101V221L104 219V223L106 224V227H107V229H106V227L104 228L103 226H104V223H103V221L101 222L100 220H97ZM108 220V221H107ZM110 220V221H109ZM147 220H148V223H147ZM152 220H156V222H153ZM98 221H99V223H98ZM106 221V222H105ZM115 221V222H114ZM118 221V222H117ZM152 221V222H151ZM35 222V223H34ZM113 222H114V224H113ZM145 223H147V225L145 224ZM150 223H152V224H150ZM37 224V225H36ZM92 224V225H91ZM95 224H94V227H96L95 226ZM41 225V226H40ZM155 225V226H154ZM112 228H111V227ZM156 226H158V227H156ZM178 227H179V229L184 233V234H189V231H186V230H188V229H184V225H177ZM35 227L37 228V229H39L38 231H37V229H35ZM42 228V231H41V228ZM87 227V228H86ZM112 229L113 231H110V229ZM157 228V230H156V228ZM83 228H84V230L85 231H82L83 230ZM97 228V229H98ZM106 229L105 231H104V229ZM129 228V229H128ZM131 228V229H130ZM161 230H160V229ZM226 228H228V226L226 227ZM109 229V231L111 232V233H109V234H107V230ZM153 229H155V230H153ZM130 230V232H128ZM133 230H135V231H133ZM87 231V232H86ZM93 231V232H92ZM120 231V232H119ZM125 231V232H124ZM139 231V232H138ZM164 231V232H163ZM55 232V233H54ZM85 232V233H84ZM120 233V236H119V233ZM132 232L133 233H135V234H132ZM154 232V233H153ZM123 235H122V234ZM126 233H127V235H126ZM83 234V235H82ZM107 234V235H106ZM132 234V235H131ZM42 235V236H41ZM45 235V236H44ZM104 236V237H102V236ZM106 235V236H105ZM111 235V236H110ZM115 235V236H114ZM122 235V236H121ZM129 235H131V236H129ZM101 236V237H100ZM117 236V237H116ZM119 236V237H118ZM124 236H126L125 238H124ZM128 236V237H127ZM63 237H65V239L62 238ZM67 237V238H66ZM96 237V238H95ZM98 237H100V239L98 238ZM123 239H122V238ZM35 238V239H34ZM61 238V239H60ZM89 238V239H88ZM102 238V239H101ZM106 238V239H105ZM201 238H202V241H201V239L198 241V243H197V245H200V246H197L196 248L198 249V247L200 248L201 247V245L203 244V241H204V239H203V237L201 236ZM69 239H72V240H70V241H68ZM119 239H122V240H119ZM126 239V241L124 242L123 240H125ZM33 240V241H32ZM88 240V241H87ZM104 240H107L108 241V243H107V241H104ZM116 240H119V241H117V243H116ZM103 241V243H101ZM112 241V242H111ZM113 241H115L114 242V244H113ZM43 242L45 243L44 245H42L43 244ZM86 242V243H85ZM107 243V244H105V243ZM120 242V243H119ZM126 242H127V244H126ZM55 243V242H54ZM123 243V244H122ZM116 244V247L114 246ZM119 244H121V245H119ZM131 244V245H130ZM37 245V246H36ZM99 245V244H98ZM107 245V246H106ZM118 245V246H117ZM130 245V246H129ZM108 246H113V248H110L109 249V247ZM126 246H127V248H126ZM134 248H133V247ZM108 247V248H107ZM128 247H130V248H128ZM132 247V248H131ZM135 247H137L138 248V250L135 248ZM48 248V247H47ZM46 248V249H47ZM50 248V247H49ZM48 248V249H49ZM116 248V249H115ZM123 248L125 249V251L123 250ZM142 248V249H141ZM126 249H127V251H126ZM133 249V250H132ZM107 250V251H106ZM113 250H116V251H113ZM130 252H129V251ZM135 250L137 251V254L135 253ZM140 250V251H139ZM39 251V252H38ZM56 251V250H55ZM54 251V252H55ZM142 251V252H141ZM44 250H43V253L42 254H44ZM125 252V253H124ZM126 252L128 253H130V254H126ZM134 252V253H133ZM139 252V253H138ZM56 253H58V252H56ZM118 253H119V255L120 256H118ZM132 253L134 254V255H132ZM142 253V254H141ZM122 254H124L123 256H122ZM126 255V258L124 257ZM136 255V256H135ZM54 256V258H53V260L51 261V259H52V257ZM56 256V257H55ZM70 256V257H69ZM130 256V257H129ZM63 257V258H62ZM72 257V258H71ZM124 257V258H123ZM56 258V259H55ZM55 259V260H54ZM124 259H126V260H124ZM136 259V258H135ZM123 260V261H122ZM137 260V259H136ZM135 260V261H136ZM61 263H60V262ZM57 262H56V264H57ZM137 262V261H136ZM15 264V263H14ZM135 264H137V263H135Z\"/></svg>",
  "mask_w": 264,
  "mask_h": 264
}]
</instances>
